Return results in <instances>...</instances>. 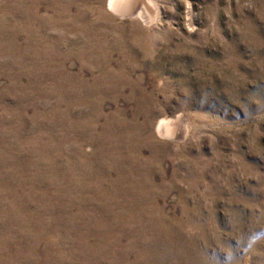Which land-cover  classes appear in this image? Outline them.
I'll list each match as a JSON object with an SVG mask.
<instances>
[{
	"label": "rangeland",
	"instance_id": "1",
	"mask_svg": "<svg viewBox=\"0 0 264 264\" xmlns=\"http://www.w3.org/2000/svg\"><path fill=\"white\" fill-rule=\"evenodd\" d=\"M0 0V264H264V0Z\"/></svg>",
	"mask_w": 264,
	"mask_h": 264
},
{
	"label": "bare ground",
	"instance_id": "2",
	"mask_svg": "<svg viewBox=\"0 0 264 264\" xmlns=\"http://www.w3.org/2000/svg\"><path fill=\"white\" fill-rule=\"evenodd\" d=\"M134 0H111L110 6L117 12H129L133 8Z\"/></svg>",
	"mask_w": 264,
	"mask_h": 264
}]
</instances>
